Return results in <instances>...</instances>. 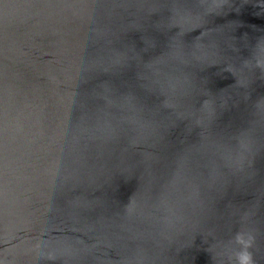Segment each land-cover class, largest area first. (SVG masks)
Returning <instances> with one entry per match:
<instances>
[{"label":"water","instance_id":"obj_1","mask_svg":"<svg viewBox=\"0 0 264 264\" xmlns=\"http://www.w3.org/2000/svg\"><path fill=\"white\" fill-rule=\"evenodd\" d=\"M0 264H264V0H0Z\"/></svg>","mask_w":264,"mask_h":264}]
</instances>
